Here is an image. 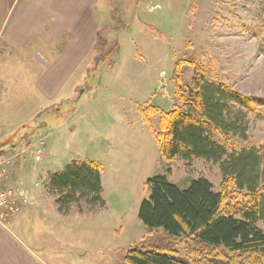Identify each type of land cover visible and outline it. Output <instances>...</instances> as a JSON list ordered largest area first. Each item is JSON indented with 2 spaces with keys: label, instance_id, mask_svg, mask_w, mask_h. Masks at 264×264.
Returning <instances> with one entry per match:
<instances>
[{
  "label": "rangeland",
  "instance_id": "obj_1",
  "mask_svg": "<svg viewBox=\"0 0 264 264\" xmlns=\"http://www.w3.org/2000/svg\"><path fill=\"white\" fill-rule=\"evenodd\" d=\"M109 11L112 19L99 30L103 46L84 75L51 114L20 124L15 132L31 141L47 132L54 135L44 140L50 170L62 173L72 161H88L100 170L101 204L69 205L68 210L85 212L70 220L69 231L38 215L31 220L30 237L43 238L49 263L54 261L50 247L61 253L60 264H70L69 252L85 247L94 264L122 261L145 236L138 213L148 199L144 184L153 177L165 176L180 190L205 178L221 191L218 164L196 158L166 161L159 153L160 114L178 105L171 82L174 63H190L180 71L186 93L194 90L197 78L264 99V0H109ZM115 46L116 55L105 59L106 50ZM231 108L242 116L237 131L224 139L214 134V141L228 153L264 145V107L255 112ZM46 178L42 181L50 188ZM48 195L54 201L58 197ZM45 203L44 209L56 210L48 196ZM258 227L264 231V222ZM54 237L61 242L55 244ZM32 246L38 250L36 243Z\"/></svg>",
  "mask_w": 264,
  "mask_h": 264
},
{
  "label": "trees",
  "instance_id": "obj_2",
  "mask_svg": "<svg viewBox=\"0 0 264 264\" xmlns=\"http://www.w3.org/2000/svg\"><path fill=\"white\" fill-rule=\"evenodd\" d=\"M100 36L98 32L94 54L103 46ZM116 50V46L106 50L105 59L115 56ZM187 65L190 63H174L171 82L178 105L160 114L156 144L166 161L196 158L218 164L221 191L215 192L205 178L192 180L185 190L165 176L147 180L148 199L138 213L145 236L127 250L123 262L264 264V231L258 227L264 222V145L228 153L213 137L218 134L224 139L237 131L242 116L232 112L231 106L255 112L264 107V99L245 97L224 84L197 78L192 81L194 90L186 93L180 71ZM49 187L63 211L80 201L90 208L101 204L100 170L88 161L72 162L50 177Z\"/></svg>",
  "mask_w": 264,
  "mask_h": 264
},
{
  "label": "crops",
  "instance_id": "obj_3",
  "mask_svg": "<svg viewBox=\"0 0 264 264\" xmlns=\"http://www.w3.org/2000/svg\"><path fill=\"white\" fill-rule=\"evenodd\" d=\"M109 19V0H0V152L53 138L47 132L36 141L28 136L24 140L15 132L20 124L51 114L66 98L87 70L97 33L101 27L105 29ZM48 147L46 144L42 163L36 165L21 157L13 171L12 182L20 180L25 204L5 227L0 225V264H60L61 253L51 247L48 253L54 261L46 260L43 238L30 237L28 226L38 215L50 220V226H63L69 231L70 220L84 216L82 211L61 210L48 195L52 192L44 184V177L60 173L50 170ZM46 196L56 210L44 209ZM53 241L60 243L61 238L54 237ZM32 243L37 244V251ZM84 250L69 252L70 264H94L86 257L89 249ZM123 261L105 264H124Z\"/></svg>",
  "mask_w": 264,
  "mask_h": 264
},
{
  "label": "built area",
  "instance_id": "obj_4",
  "mask_svg": "<svg viewBox=\"0 0 264 264\" xmlns=\"http://www.w3.org/2000/svg\"><path fill=\"white\" fill-rule=\"evenodd\" d=\"M45 146L42 141L32 147L19 149L10 148L6 153H0V225L6 226L11 216L17 214L25 203V197L20 187L11 183V172L16 168L19 158L27 156L35 164L42 162Z\"/></svg>",
  "mask_w": 264,
  "mask_h": 264
}]
</instances>
